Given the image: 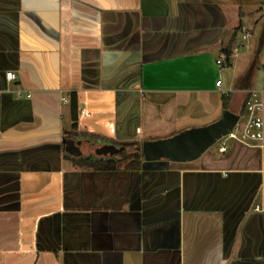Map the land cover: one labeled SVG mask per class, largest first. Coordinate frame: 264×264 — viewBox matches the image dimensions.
I'll return each instance as SVG.
<instances>
[{
  "label": "crops",
  "instance_id": "1",
  "mask_svg": "<svg viewBox=\"0 0 264 264\" xmlns=\"http://www.w3.org/2000/svg\"><path fill=\"white\" fill-rule=\"evenodd\" d=\"M260 13L262 0H0V264H264V141L144 170L116 162L135 145L106 158L63 143L71 92L87 135L73 151L207 126L237 99L240 115L250 90L264 100L253 41L236 44L242 28L260 37Z\"/></svg>",
  "mask_w": 264,
  "mask_h": 264
},
{
  "label": "water",
  "instance_id": "2",
  "mask_svg": "<svg viewBox=\"0 0 264 264\" xmlns=\"http://www.w3.org/2000/svg\"><path fill=\"white\" fill-rule=\"evenodd\" d=\"M239 115L225 110L221 117L207 126L192 128L169 138L153 141H143L137 147L141 151L142 169L168 166L170 162L183 163L199 158L208 148L225 136L238 120ZM66 151L72 156H81L82 152L73 151L69 146H79V140L68 138L63 140ZM86 147V146H85ZM124 146L103 144L99 147H88L86 153H96L106 158L120 155Z\"/></svg>",
  "mask_w": 264,
  "mask_h": 264
},
{
  "label": "built area",
  "instance_id": "3",
  "mask_svg": "<svg viewBox=\"0 0 264 264\" xmlns=\"http://www.w3.org/2000/svg\"><path fill=\"white\" fill-rule=\"evenodd\" d=\"M243 36L242 39L247 38V33L242 28ZM231 54L227 55L222 53L216 60L217 65H226ZM5 77L8 81L15 80L16 74L12 71L5 73ZM219 84V82H218ZM30 98V94L26 95ZM17 97H21V93L17 92ZM219 141L221 145L219 148L220 152H224L226 149L227 141L240 142L242 144H249L251 142L259 143L262 146L264 141V100L263 91L261 90H250L245 100L244 112L239 115L238 120L233 125L232 129L223 136Z\"/></svg>",
  "mask_w": 264,
  "mask_h": 264
},
{
  "label": "trees",
  "instance_id": "4",
  "mask_svg": "<svg viewBox=\"0 0 264 264\" xmlns=\"http://www.w3.org/2000/svg\"><path fill=\"white\" fill-rule=\"evenodd\" d=\"M262 3L264 4V0H262ZM225 53L227 55L230 54L229 49L225 51ZM222 102H223V107L226 109L227 107V98L223 97L222 98ZM69 104H70V113H71V127H72V132L69 135V138L71 139H75V140H79L82 138H86L87 135L82 132L81 130H79V126H78V120H79V116H80V112H79V104H78V94L76 92H71L69 94ZM244 108H245V101L243 103V108H242V112L240 114H242L244 112ZM93 136H96V134H92ZM125 145H135V151L132 153H129L127 155H123L122 159H119L116 162L119 161H125L127 162V166L132 167L133 169H139L140 168V163H141V159H142V154L140 152V150L137 149L138 146H140V144L138 143H120V146H124ZM98 168H104L102 166V164H99V166H95ZM107 168V166L105 167Z\"/></svg>",
  "mask_w": 264,
  "mask_h": 264
},
{
  "label": "rangeland",
  "instance_id": "5",
  "mask_svg": "<svg viewBox=\"0 0 264 264\" xmlns=\"http://www.w3.org/2000/svg\"><path fill=\"white\" fill-rule=\"evenodd\" d=\"M264 15V13H260L259 16H262ZM256 16V15H255ZM255 18V17H254ZM257 18V16H256ZM251 24V23H250ZM246 27H248L249 24H245ZM259 33L260 34V37L258 38V36H254V37H251L250 39H248L247 41L245 40H242L241 36L239 35L238 36V40L236 41V44H240V42L244 45H246L248 42H251L253 41V45H254V62L256 63V65L260 68V69H263V65H264V42L262 41V38L264 37V26L260 27V30H259ZM251 34V33H250ZM238 48V50H242L240 47H236V49ZM247 75V73H246ZM238 102L239 100L237 99V101H235V103H232L230 106H228V110L230 112H233L235 114L238 115L239 111H238ZM219 141H217L213 146H216L218 144ZM228 142H232V141H228ZM212 146V147H213ZM71 147V146H69ZM81 148V151H82V154L83 155H86V147H85V144H82L80 146ZM77 152L79 151V147H77L75 149Z\"/></svg>",
  "mask_w": 264,
  "mask_h": 264
}]
</instances>
